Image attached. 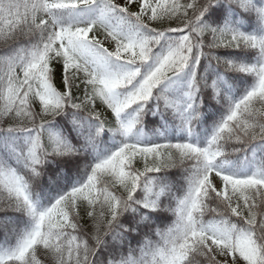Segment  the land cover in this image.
Segmentation results:
<instances>
[{"label": "snow or ice", "instance_id": "1", "mask_svg": "<svg viewBox=\"0 0 264 264\" xmlns=\"http://www.w3.org/2000/svg\"><path fill=\"white\" fill-rule=\"evenodd\" d=\"M0 197V264H264V0H0Z\"/></svg>", "mask_w": 264, "mask_h": 264}, {"label": "trees", "instance_id": "2", "mask_svg": "<svg viewBox=\"0 0 264 264\" xmlns=\"http://www.w3.org/2000/svg\"><path fill=\"white\" fill-rule=\"evenodd\" d=\"M157 118L156 117H152V116H148L145 118V122H144V126L143 128L141 129V131L145 134H149L151 132V129L153 127H155V124H154V121L156 120ZM197 131H199V125L197 126ZM175 171V170H173ZM0 199H2V197H0ZM11 215V214H10ZM167 216L171 217V219H174V217H172V214L171 213H166ZM171 219L166 221V224L167 223H171ZM7 239H10V237L6 236L5 234V229L3 227H0V246H3L5 244V241ZM38 251H45L43 250L42 248H38L37 249V252Z\"/></svg>", "mask_w": 264, "mask_h": 264}, {"label": "rangeland", "instance_id": "3", "mask_svg": "<svg viewBox=\"0 0 264 264\" xmlns=\"http://www.w3.org/2000/svg\"><path fill=\"white\" fill-rule=\"evenodd\" d=\"M37 259L40 261V264H49V256L46 251H38L37 252Z\"/></svg>", "mask_w": 264, "mask_h": 264}]
</instances>
